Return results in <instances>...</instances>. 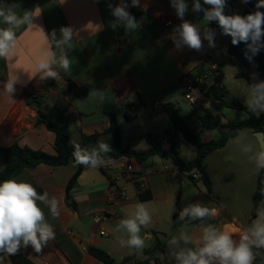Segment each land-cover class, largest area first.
<instances>
[{
    "label": "crops",
    "instance_id": "1",
    "mask_svg": "<svg viewBox=\"0 0 264 264\" xmlns=\"http://www.w3.org/2000/svg\"><path fill=\"white\" fill-rule=\"evenodd\" d=\"M6 2L19 3L21 7L16 11L21 15L24 10L39 7L41 13L34 18V23L42 27L45 33L50 34L55 29L59 38V29L62 26H72L79 36L74 41L75 48L68 52L72 59L71 71L65 73L62 69H56L66 78L60 74L56 80L41 81L39 77L29 80V75L36 58L40 55L42 34L38 29L27 26L17 32L16 57L8 62L0 59V90L3 89V84L10 73L17 74L20 79L13 99H9L0 91V147L18 143L34 150L55 154V134L44 124L38 123L37 119L39 112L54 119L58 111H65L73 144L80 145L82 137L97 134L98 143H106L112 149L113 135L109 129L115 117L121 128L123 144L131 145L137 150H147L150 147L149 143L148 147L143 149L133 146L134 139L135 141L138 138L145 139V135L148 134L141 128L143 121L153 122L157 129L153 133L166 132L167 129L162 130L161 122L166 121L165 114L159 110L160 105L173 103L178 107L177 103L183 95L181 82L183 75L195 72L200 65L208 67L215 64L221 70L224 75L223 86L230 100L240 101L238 97L241 95L246 97L248 93V89L241 83H235L233 88L225 84L226 81L234 79L247 82L245 79L237 78L236 74L249 73L246 69V72L242 71L232 61L235 58L228 52L231 37L223 35L215 22L207 25L216 32L214 48L208 46L207 40L203 41L204 46L200 52L190 50L187 46L175 48L171 35L174 27L181 21L176 17L169 0H141L143 7L139 9L142 14L136 18L141 28L132 34H126L123 28L120 33L119 30L112 31L109 23L114 17L105 0L98 4L93 3V0H6ZM111 2L116 4L119 0ZM187 2L189 12L185 19L197 23L201 28L205 27L203 14L193 13L192 0ZM256 2L257 0H251L248 4H242L241 0H228L225 12L246 15L256 10ZM260 11L264 12V8ZM169 19L173 21V25L167 27L165 22ZM0 27L6 25L0 23ZM224 49L227 51L226 54ZM228 65H232L234 71H228ZM66 79L77 88H86L87 95L78 99L68 90ZM220 106L217 105L219 114ZM132 124L138 128V134L135 136L127 134L125 142L123 129L125 125ZM171 128L172 126L169 130ZM249 132L250 136L255 138L254 131ZM211 139V135H207L203 140ZM175 140L177 144L183 140L191 146L180 134ZM249 142L254 144L255 151L256 141H246ZM168 146L169 144L166 145ZM214 152L210 153L205 161L213 184V195L206 192L203 183L204 189L192 182L187 175H182L173 160L158 156H153L145 162L122 157L117 159L115 167L108 170L85 168L76 185L70 190L71 202L75 207L67 202V186L76 171L75 166L52 167L42 164L34 169L24 170L13 179L31 183L39 193L47 192L49 198L56 197L60 201V216L52 218L47 206L40 204L47 221L54 227L55 240L51 241L42 253H35L31 247L22 248L20 253L35 264H104L88 252L89 247H96L106 251L115 260V264H126L129 260L135 264L144 260V249L154 246L159 238L165 243L161 261L163 264H176L171 252L177 249L170 248L167 241L173 236L178 237L180 232H187L190 236L200 235L201 221L189 222L188 217L185 221L178 222L177 219L179 210L198 202L219 209V217L213 220L217 227L226 223H232L241 229L250 226L249 213L241 220L229 208V195L225 197L227 189L221 184L218 169L211 168L209 163V158ZM239 158L241 157L235 156L236 160L233 159L231 162L235 170L230 172L226 169L223 174L228 178V186L234 193L236 177L240 176V171L247 170L246 199L249 200L251 195L253 200L261 170L257 172L254 164L248 160L240 163ZM214 165L216 166L213 163ZM4 167L5 161L0 155V172ZM195 177L200 181L199 175ZM116 189L123 191V198L115 206L109 201V197ZM138 203H145L152 214L151 225L141 229V236L145 238L143 249L121 246L117 238L127 240V234L115 230L119 221L134 211ZM103 212L119 213L120 218L116 219L111 214L104 219L102 226H98L93 222V217ZM101 227L107 232L106 236L100 235ZM234 239L238 241L239 237L235 236ZM180 247L192 245H184L181 242ZM253 251L256 253L253 264H264V249ZM0 264H12L10 257L0 259Z\"/></svg>",
    "mask_w": 264,
    "mask_h": 264
},
{
    "label": "clouds",
    "instance_id": "2",
    "mask_svg": "<svg viewBox=\"0 0 264 264\" xmlns=\"http://www.w3.org/2000/svg\"><path fill=\"white\" fill-rule=\"evenodd\" d=\"M101 0H93L100 3ZM111 15L114 17L109 23L112 31L123 28L126 34L137 32L141 25L136 17L129 11L130 8H142L141 0H119L113 4L111 0H105ZM176 17L181 21L173 29L171 39L176 49L187 46L190 50L200 52L203 49V41L207 40L208 46L214 48L215 30L207 27L215 22L221 33L231 37L232 45L244 43L247 51L245 57L252 62V57L264 49V0H257L255 11L246 15L238 13L226 14L228 0H192L191 11L203 14L206 26L201 28L197 23L185 19L189 12L187 0H169ZM251 0H241L242 4H248ZM207 6V7H205ZM19 3H7L0 0V23L6 27H0V59L6 62L12 61L17 55V32L24 26L38 29L42 34L43 43L40 55L36 58L29 80L39 77L41 81L47 79L56 80L60 77L62 69L65 73L72 69V59L68 52L74 49V41L79 33L72 26H62L57 38L55 29L51 33H45L44 29L34 23V18L41 13L39 7L33 10H24L18 14L16 9ZM225 54L226 49L223 50ZM251 53V55H249ZM257 73H252L253 83L248 85L245 104L251 113L264 114V81H257ZM20 83L17 74H9L3 84V95L13 99L16 85ZM247 133L243 130L237 133L232 142L241 146V151L248 155L249 163L254 164L255 170H264V140L257 135L255 151L253 143L246 141ZM112 149L108 144L100 142L99 150L91 152L81 149L78 143L74 144L73 158L75 165H83L92 169L103 167L100 152L109 153ZM111 160V157H109ZM111 165H114L112 161ZM39 202V203H38ZM40 204L47 206L52 218L60 216V201L56 197L49 198L47 192L39 193L29 182L16 179H8L0 182V259L17 255L22 248L31 247L37 254L42 253L51 241L55 240L56 233L46 217ZM220 211L216 207H209L204 203H195L179 210L178 222L201 221L200 235L190 236L187 232H180L179 236H173L167 241L170 248H174L171 255L176 264H253L256 253L253 249H264V201L256 209V218L252 224L244 229L226 223L220 227L212 223H204L205 220L218 218ZM152 223V214L145 203L135 205L134 211L122 218L116 226V232L124 231L127 240L118 237L121 246L135 249L145 247V238L141 236V229L147 228ZM238 236V241L234 239ZM191 244L192 247H180Z\"/></svg>",
    "mask_w": 264,
    "mask_h": 264
},
{
    "label": "trees",
    "instance_id": "3",
    "mask_svg": "<svg viewBox=\"0 0 264 264\" xmlns=\"http://www.w3.org/2000/svg\"><path fill=\"white\" fill-rule=\"evenodd\" d=\"M130 3V0H129ZM130 12L137 18L142 14V11L138 8H131ZM122 28L119 29V33ZM247 51L244 43L239 45H232L231 39L229 41L228 52L235 58L249 74L239 72L236 74L237 78L245 79L249 84H252V73H257V81H264V51H260L258 54L252 57V62H249L245 57ZM251 55V53H249ZM205 66L200 65L195 72L204 70ZM219 75L217 77L218 85H214L211 88L210 98L219 106L224 105L228 108L243 111L245 118L223 121L220 114H214L209 110H192L193 113L187 114L186 119H192L195 114H198V121L200 129L197 130L191 128L185 121V118L181 115L182 110L173 103L162 104L159 107L161 113L165 114L172 123V128L162 134L148 133L145 135L146 141L149 143V149L137 150L131 145L123 144L122 132L115 117L112 119V124L109 132L113 135V147L109 153L100 152L101 160L119 159L122 157L134 158L138 162H145L153 156H158L165 159L173 160L178 166L179 172L182 175H187L189 179L197 183L196 175H199V180L203 183L206 192L213 195V184L206 166L207 156L223 148L227 142L233 139L238 132L243 129H250L254 132H264V114L257 116L255 113L248 111L247 106L235 100H230L227 96V91L223 86L224 75L217 67ZM64 78L65 75L60 73ZM68 90L75 94L78 99L84 98L87 95L88 90L86 88H77L69 79ZM127 116H129L127 114ZM37 122L44 124L46 128L55 134V154H48L43 151L34 150L28 146H21L18 143H14L9 147H0V155L4 158L5 167L0 172V182L8 179H13L21 174L26 169H34L39 165H48L52 167H60L66 165H73L76 171L73 177L70 179L67 186V202L72 207H75L71 202L70 190L76 185L77 179L80 174L85 170L83 165H75L73 158L74 144L71 141V133L68 126V116L65 111H58L57 116L52 119L45 113L39 112ZM203 131H217L218 138L211 139L209 141L203 140L201 132ZM181 135L183 139L197 150V154L194 159L185 162L181 157V148L176 142V137ZM97 134L82 137L81 149L91 152L93 149L99 150V143L97 140ZM169 143L166 147L165 143ZM139 188V187H138ZM141 199L144 200L142 196ZM149 197H147L148 199ZM145 199V200H147ZM264 199V170H261L257 187L253 198V212L249 225L252 224L256 218V209L261 205ZM206 223H212L213 220H205ZM154 235L157 237L156 233ZM158 238V237H157ZM165 243L161 239H157L154 246L144 249V260L137 261L135 264H163L161 261V255L164 252ZM88 252L103 262L104 264H115V260L104 250L96 247H89ZM3 255V254H0ZM12 264H35L29 258L22 253H18L15 256H10Z\"/></svg>",
    "mask_w": 264,
    "mask_h": 264
},
{
    "label": "rangeland",
    "instance_id": "4",
    "mask_svg": "<svg viewBox=\"0 0 264 264\" xmlns=\"http://www.w3.org/2000/svg\"><path fill=\"white\" fill-rule=\"evenodd\" d=\"M234 61L235 65H237L242 71H245V68L239 64L238 62ZM227 70L228 71H234V67L232 65H228L227 66ZM235 83H241L242 85H244L247 89H248V83L245 82L244 80H239V79H234L231 81H226L225 84L227 87L229 88H233L235 86ZM243 95H241L240 98V102L245 104V100L246 97H242ZM178 107L181 108L182 113L181 115L185 118L186 123L193 129L195 130H199L200 129V124L198 121V114H195L193 116L192 119H186V115L187 114H192V108L191 106L188 104V102L185 100L184 95H182L177 103ZM246 105V104H245ZM219 111H220V115L222 116L223 121H228V120H236V119H243L245 118V113L243 111H239V110H234L231 108H228L224 105H221L219 107ZM159 115V114H158ZM164 119H165V123L161 122L162 125V130H169V128L172 126L170 119L164 115ZM142 130H144L145 132L148 133H153L155 132L156 127L153 124V122L151 121H143V125H142ZM247 133V139L248 140H252V141H256V138H252L250 136V130H244ZM123 134H124V141L126 142V138H127V134H133V136H135V134H138V128L135 127V124L132 125H125V128L123 129ZM198 132V131H197ZM201 137L203 139L206 138L207 135H211L212 139H217L218 138V132L217 131H203L201 132ZM247 141V140H246ZM246 141H243L242 143H246ZM179 147L181 148V157L185 162H188L192 159L195 158L196 154H197V150L192 147V146H188L183 140H180V142L178 143ZM133 146L135 148L138 149H143V148H147L148 147V142L146 141V139L143 138H138L136 141L134 139V143ZM241 146L242 145H238L232 142V140H230L228 142V144L223 148L220 149L216 152H214V154H211L210 158H209V163L211 168L214 167V169H218V173H219V178L222 181L221 184L227 189L225 190V197L229 195L228 198V202H229V208L233 211L234 214H236L241 220H244L248 215H251L252 218V212H253V200H252V196L250 195L249 200L246 199V190H247V170L246 171H240V176L236 177V183L234 186V193L231 191V189L228 186V178L226 177L225 174H223L224 170H229L230 172L234 171V164L231 163L233 161V159L235 158V156H240L241 159L240 163H243L244 160H248V155L250 154H244L241 151ZM236 160V159H234ZM213 163L216 164V166H213ZM218 163V165H217ZM214 172V171H213ZM229 172V173H230ZM236 174H238L236 172ZM224 175V176H223ZM216 181L218 182V179H216ZM197 184L200 188H203L202 182L201 181H197ZM218 183V185H221ZM224 200V199H223ZM251 221V219H250ZM249 221V222H250Z\"/></svg>",
    "mask_w": 264,
    "mask_h": 264
},
{
    "label": "built area",
    "instance_id": "5",
    "mask_svg": "<svg viewBox=\"0 0 264 264\" xmlns=\"http://www.w3.org/2000/svg\"><path fill=\"white\" fill-rule=\"evenodd\" d=\"M173 25L172 20H167L165 26L169 27ZM219 72L217 71V66L212 64L205 67L204 70L199 72H188L183 75L181 82L183 87V95L185 100L191 106L192 110H209L214 114L218 113V108L216 103L210 98L211 88L214 85H218L217 77ZM169 143H165V146ZM114 161V165H111ZM117 159H105L102 160L103 167L101 169L108 170L115 167ZM123 198V191L121 189H116L113 191L109 197V201L115 206ZM113 215L116 219L120 218L119 213L103 212L101 214H96L93 217V222L98 226H102L104 219L109 215ZM100 235L106 236L107 232L103 227L100 229Z\"/></svg>",
    "mask_w": 264,
    "mask_h": 264
},
{
    "label": "water",
    "instance_id": "6",
    "mask_svg": "<svg viewBox=\"0 0 264 264\" xmlns=\"http://www.w3.org/2000/svg\"><path fill=\"white\" fill-rule=\"evenodd\" d=\"M254 137L257 139V135L260 136L261 140H264V132H254L253 133ZM126 264H133L132 260H129Z\"/></svg>",
    "mask_w": 264,
    "mask_h": 264
}]
</instances>
